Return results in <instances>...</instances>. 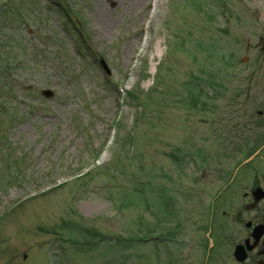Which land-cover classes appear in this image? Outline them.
Segmentation results:
<instances>
[{"label":"rangeland","instance_id":"374dc122","mask_svg":"<svg viewBox=\"0 0 264 264\" xmlns=\"http://www.w3.org/2000/svg\"><path fill=\"white\" fill-rule=\"evenodd\" d=\"M10 1L0 0V264H235L214 226L206 260L209 202L229 176L219 172L260 140L247 131L259 92L234 41L263 31L264 0ZM127 89L140 101L123 99ZM201 89L207 110L190 104ZM79 225L106 238L71 242ZM169 229L173 242L160 238Z\"/></svg>","mask_w":264,"mask_h":264},{"label":"flooded vegetation","instance_id":"af4514ba","mask_svg":"<svg viewBox=\"0 0 264 264\" xmlns=\"http://www.w3.org/2000/svg\"><path fill=\"white\" fill-rule=\"evenodd\" d=\"M259 27L263 31L257 36L255 33L254 43L251 41V37L246 36L244 39L241 37L240 43L236 46L245 49V55L239 58L240 65H244V67L247 65L245 77L242 78L247 79V86L250 90L257 89L259 92L258 108L254 117H251L253 122L247 131L249 139L254 140L257 137L260 139L258 141L260 142V151L252 161L242 165L237 171L243 175L244 180L241 183L238 181L239 173L228 176L223 181L221 188L224 193L231 194V197L228 201L220 202L214 206L211 213V221L216 231H214V241L220 246L230 247L225 250L222 249V246L221 249L223 253L230 254L235 264H264V234L258 240L253 237L254 227L258 224L264 225V197L256 198V195L264 192V26ZM252 49H256L258 51L256 54L259 56L252 58L249 55ZM252 98L254 97L251 96ZM250 113L254 114V112ZM243 161L244 159L241 160V162ZM219 173L221 176H218V179L226 178L223 176L224 173L230 175V172L225 170H221ZM236 200H240V203L237 204ZM230 241H232L231 245ZM237 244L245 246L246 257L242 262H238L234 257V249ZM222 251H220V255H222ZM220 262L219 264H227L223 261Z\"/></svg>","mask_w":264,"mask_h":264},{"label":"water","instance_id":"95a60500","mask_svg":"<svg viewBox=\"0 0 264 264\" xmlns=\"http://www.w3.org/2000/svg\"><path fill=\"white\" fill-rule=\"evenodd\" d=\"M47 95H51L52 94V91L50 90H45L44 91ZM262 226H258L256 227L255 229V233L257 234V238L260 236V234L263 232V228H261ZM244 246L242 245H238L237 248H236V251H235V254L236 256L239 258V259H244L245 258V253L243 254V248Z\"/></svg>","mask_w":264,"mask_h":264},{"label":"trees","instance_id":"16d2710c","mask_svg":"<svg viewBox=\"0 0 264 264\" xmlns=\"http://www.w3.org/2000/svg\"><path fill=\"white\" fill-rule=\"evenodd\" d=\"M10 3L11 4L9 5V7L12 6V5H14V1H10ZM15 5H16V3H15ZM17 5H21V4L20 3H17ZM7 80H8V77L3 76V75L0 76V82L1 83L4 84V83H6Z\"/></svg>","mask_w":264,"mask_h":264},{"label":"bare ground","instance_id":"6f19581e","mask_svg":"<svg viewBox=\"0 0 264 264\" xmlns=\"http://www.w3.org/2000/svg\"><path fill=\"white\" fill-rule=\"evenodd\" d=\"M144 3L146 4V0H136L135 5L140 7V6L144 5Z\"/></svg>","mask_w":264,"mask_h":264}]
</instances>
